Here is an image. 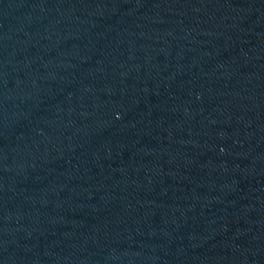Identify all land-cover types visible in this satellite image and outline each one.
<instances>
[{
  "label": "water",
  "instance_id": "95a60500",
  "mask_svg": "<svg viewBox=\"0 0 264 264\" xmlns=\"http://www.w3.org/2000/svg\"><path fill=\"white\" fill-rule=\"evenodd\" d=\"M0 264H264V0H0Z\"/></svg>",
  "mask_w": 264,
  "mask_h": 264
}]
</instances>
